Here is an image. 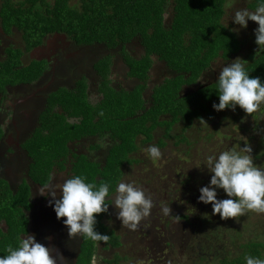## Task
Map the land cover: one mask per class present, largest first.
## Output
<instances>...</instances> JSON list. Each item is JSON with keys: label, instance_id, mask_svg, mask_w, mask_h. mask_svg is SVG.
<instances>
[{"label": "trees", "instance_id": "obj_1", "mask_svg": "<svg viewBox=\"0 0 264 264\" xmlns=\"http://www.w3.org/2000/svg\"><path fill=\"white\" fill-rule=\"evenodd\" d=\"M1 4L4 30L9 33L11 26L19 27L24 34L28 33V43L31 45L39 43L45 33L61 30L71 34L79 43L101 42L112 51L120 44L122 59L130 67L129 75L145 83L149 70L155 63L152 55L164 61L175 74L173 77L165 76L153 86L154 102L148 108H145L142 95L145 87L139 86L130 90L123 88L116 92L106 81L100 91L104 95V108L111 107V115L106 113L101 102L93 106L87 103L83 96L64 95V99L60 95L53 97L41 117L42 129L45 125L47 134L34 135L26 143L33 158L30 175L36 182H49L52 167L57 163L56 159L69 153L67 142L86 136L101 137L108 134L113 140V145L108 148L104 165L88 162L82 156L79 162H75L73 173L74 176L86 177L88 183H109L111 198L114 199L117 184L121 181L130 182L128 178H124L125 171H130L131 176L140 173L142 155L139 156L138 153L143 142L157 136L156 146L161 151L171 153L167 154L169 161L163 169L164 174L167 170L171 176L174 175V170H177L186 176L194 173L201 180L197 178L196 183H185L187 193L182 196L181 204L172 200L175 194L173 188H180L181 191L180 186L172 184L168 193L165 192L162 202L169 198L172 215L179 216L182 221L163 218V212L159 213V209L156 211L158 221L153 219L152 229L146 230L148 233L157 230V245H161L159 250H166L155 257L151 247L144 248L145 252L148 251L149 264H183L182 258L200 254L202 256L191 259L193 264H245V255L264 259V239L261 237L247 239L238 228L230 227L227 229L235 231L226 232L219 230L218 226L212 227L208 221L202 222L199 219L198 212L203 209L207 211L206 207L209 205L198 202L197 199L199 188L208 184L201 175L209 172L204 165L189 163L193 155H201V160L204 161L207 156L218 155L224 151L223 143L217 142L219 138L214 133L225 136L229 134V130H235L233 127L218 128L205 125V134H197L196 140L186 135L187 129L202 121L200 118L208 121V116L213 115L210 103L219 102L217 79L203 86L197 80L210 64L217 59L223 62L230 59L241 50L242 44H245L223 21L226 0H53V4L40 0L39 4L45 5L43 12L36 8L37 0H23L17 4L11 0H2ZM256 5L257 0H246L245 6L241 8L255 10ZM17 9L22 10L23 14L17 13L14 19L8 13ZM133 39L143 47L144 55L140 59L133 58L125 51V44ZM259 52L245 68L250 76L260 77L264 81V49ZM113 53L115 54V51ZM19 56L18 51L10 52L7 63H0V90L8 83H16L15 79L31 81L41 72L40 63H33L28 70L23 67L13 72L11 67L17 65ZM112 57L113 55L107 54L101 63L100 72L104 76L109 73ZM161 75L159 74V79ZM59 104L69 116L75 117L81 113L80 123L71 124L64 116L57 118L54 107ZM114 107L124 111L117 121ZM232 113L233 111L227 109L226 115L230 114L233 118V126L240 125L237 113L235 116H232ZM259 115V118L263 117L264 111ZM180 123L182 130L176 132L174 125ZM233 150L240 151L238 147ZM172 152L178 153V156L181 154L184 162H180ZM252 157L258 167L255 160L260 159V155L253 152ZM194 159L195 156L191 161ZM59 165L64 168L63 163L60 162ZM142 174V178L146 180L152 175L150 171ZM159 180L157 177L153 185L143 183L141 187L149 194L147 190H155L163 183ZM165 184L168 183L164 181L163 187H166ZM217 191L218 199L227 198L223 190ZM158 195L156 199L160 197V194ZM30 196L31 190L26 183L19 184L18 189L13 190L7 180L0 176V256L7 254L6 248L9 245L17 247L19 238H24L27 234V210L32 207ZM111 208L107 214L97 216L98 222L95 226L96 231L107 239L93 241L81 235L82 241L75 264H100L96 259L100 255V249L107 250V253L116 250L111 257L101 256L102 264H125L123 260L130 258L129 254H121L118 250L124 245V236L121 230L110 228L118 225L114 224L117 222V210L113 211ZM156 208L162 209L163 206ZM149 216L152 217V212ZM225 221L220 223L224 225ZM180 224L190 225L191 229H194L193 233L190 230L191 234L184 237L171 234L170 230L180 229L177 228ZM207 224L209 228L205 229ZM167 229L170 236L167 235ZM227 237L231 239V243ZM239 240L242 242L239 243ZM105 255L106 253L103 256ZM131 257L133 258L132 255Z\"/></svg>", "mask_w": 264, "mask_h": 264}, {"label": "flooded vegetation", "instance_id": "obj_2", "mask_svg": "<svg viewBox=\"0 0 264 264\" xmlns=\"http://www.w3.org/2000/svg\"><path fill=\"white\" fill-rule=\"evenodd\" d=\"M37 1L40 2V0ZM0 23V63L6 64L10 52L18 51L19 62L16 66L11 67L13 72L23 69V67L28 70L33 63L42 65L41 72L33 80L15 79L16 83H8L4 85L3 90H0V113L5 115L2 123L0 120V176L7 180L9 187L13 190L18 189L19 184L23 182L29 186L32 207L27 210L30 221L28 235L34 236L37 242L49 247L51 254L57 259H60L62 254L63 259L60 260V264H72L79 254L81 235L68 237L67 229L62 223L64 218L57 220L53 207L49 203L52 198L48 195L46 200L41 199L39 188L44 184L36 182L30 175L33 158L27 149L28 139L34 136L37 129L42 130V114L48 107L49 101L55 96L60 95L64 99V95L68 97L79 95L83 96L90 105H97L104 99L100 88L108 81V85L116 92L123 88L130 90L139 86L145 87L142 95L145 100V108H148L154 102L153 86L165 76L173 77L175 74L164 61L156 55H152L155 63L149 70L145 83L143 80L129 75L130 67L122 59L120 44L113 50L114 54L104 43H79L71 34L60 30L45 33L39 43L31 45L28 43L30 39L24 38V32L19 27H11L9 33L4 30L1 12ZM125 51L135 59H140L144 55L143 47L136 39L125 44ZM107 54L113 55V60H110L108 75L104 76L100 72V66ZM222 62L223 60L219 63ZM218 69L219 67H213L210 64L199 79L208 76L216 79ZM158 73L162 74L160 79ZM197 82L200 83V81ZM80 84L85 85L84 95L79 93ZM54 108L58 114L57 118L64 116L71 124L80 123L82 120L81 113L79 116L73 117L69 116L60 104ZM156 137L143 142V145H156ZM84 144L86 147L83 146ZM102 145L106 147L104 153L100 152ZM112 145L113 140L108 134L101 137L86 136L67 142L68 155L56 159L57 163L52 167L48 182L51 189L56 190L53 187V182L58 178L54 177L53 170L55 168L56 173L65 172L71 178L74 176L73 166L76 161L82 159V156L88 162H97L103 166L108 148ZM96 148L99 149L97 154L102 158L93 156L91 153ZM60 162L63 163L64 168H61ZM59 198L60 193L56 196V199ZM31 222L33 229H31Z\"/></svg>", "mask_w": 264, "mask_h": 264}, {"label": "clouds", "instance_id": "obj_3", "mask_svg": "<svg viewBox=\"0 0 264 264\" xmlns=\"http://www.w3.org/2000/svg\"><path fill=\"white\" fill-rule=\"evenodd\" d=\"M234 24L247 28L248 21L255 22V43L258 50L264 49V0H257L255 10H237L232 16ZM3 24V20H2ZM242 59H235L224 65L216 82L218 103L212 105L217 112L237 108L246 114L256 112L264 103V81L252 77L246 70ZM205 83L203 79H199ZM200 120L204 121L203 118ZM205 122V121H204ZM206 123V122H205ZM151 157L159 159L161 150L156 145L148 147ZM252 148L245 146L240 151L229 149L218 155L207 156L204 166L210 175L209 183L199 188L198 202L210 204L212 215L221 220L236 218L246 210L264 213V169L254 164ZM218 189L227 198L218 199ZM60 198L50 183L41 185L39 194L49 195L57 220H62L68 237L78 234L93 241L107 239L96 231L97 216L107 214L110 206L116 210V219L129 229H135L147 217L153 205L150 195L135 182H119L115 188V198H111L109 183H88L86 177L75 175L59 186ZM106 200L108 202H106ZM193 209V208H192ZM165 216L171 213L169 205L162 208ZM180 221L177 216V222ZM6 255L0 256V264H60V259L51 254L49 247L36 241L32 235L19 238L17 247L9 245ZM245 264H264V259L245 255Z\"/></svg>", "mask_w": 264, "mask_h": 264}, {"label": "rangeland", "instance_id": "obj_4", "mask_svg": "<svg viewBox=\"0 0 264 264\" xmlns=\"http://www.w3.org/2000/svg\"><path fill=\"white\" fill-rule=\"evenodd\" d=\"M11 1L17 4L19 2H22L23 0H11ZM43 1H46L47 3L53 4V0H43ZM1 2H2V0H0V7L2 5ZM245 2H246V0H226V5H225L226 6V14H225V18L223 19V21L225 22V24L228 28H230L231 30H234L238 34V36L240 37L241 40H244L245 44H242L241 50L237 54L232 56L230 59H228L222 63H219L221 61V59H217L215 63L211 64L213 67H219L218 75H219V72L221 71L222 67L228 63H232L233 60H235L237 58L242 59L241 62L244 63V66H245L247 63H249L252 60V58L255 55H258L260 53L259 52L260 50H258L256 52L258 46L255 43V35H254V30L258 27V25L253 21H248L247 28H240L239 25L234 24L232 21V18H233L232 16H234L235 11L241 10L242 9L241 7L245 6ZM43 6H45V5L39 4V2H38V4L36 5V8H38L40 11L43 12L44 11ZM17 13L23 14V11L17 9V11H11L8 14H10L12 16V18L14 17V19H15ZM0 28H1V23H0ZM24 38L28 39V33L24 34ZM202 79L205 82V83L200 82L203 86L207 83L214 82L216 79H218V77L215 79V77H209L208 76L207 78H202ZM79 93L81 95H84L85 85H83V84L79 85ZM100 102L104 108V106L106 104L103 103V100H101ZM213 104H214L213 102L210 103V107L212 110L211 112L213 113V115L208 116V121H205L206 123L204 121L196 122L194 124V126L187 129L186 135L189 136L190 138H193L196 140L197 134H200V135L205 134V132H206V130H204L205 125L208 127L214 126V127H218V128H220V127L232 128L233 127V129H235V130H229L230 131L229 134H226L225 136L219 135L218 132L214 133V135L216 134V137L219 138L217 142L223 143L222 144L223 150H226L227 148L235 149L236 147H238V149L241 150L246 145L250 146L252 148L251 155H253V152L260 155V159L255 160V162H258V165H259L258 167L264 169V115H263V117L259 118V116H260L259 114L264 111V103H262L260 108L252 114H246L242 110L237 108L236 111L232 113V116H235V113H237V115H238L237 118L239 117L241 124L236 125V126H233V124H232L233 118L231 117V115L230 114L226 115L227 109L217 112L213 109V107H212ZM92 105L95 106V104H92ZM110 108H104L106 113L109 115L112 114V111H110ZM114 109L116 111L115 119L117 121L118 118L123 114L124 111L121 109H116L115 107H114ZM4 112H6V111H4ZM4 118H5V115L0 113L1 123H2V121H4ZM205 119H207V117ZM225 120L228 122H226ZM174 126L176 127L175 128L176 132H178V131L180 132L182 130L181 123L176 124ZM37 134H40V135H46L47 134V128H45V125H44V129L41 130L39 128L34 132V135H37ZM28 141H30V140L28 139ZM150 145L151 144L143 145L140 147V152L138 153L139 156L142 155V156H140V158L142 159L140 161L141 164H139V167L141 169L140 173L135 175V176H131L130 171H125L124 178H128V180L130 182H135L139 186H141L143 183L145 185L146 184L153 185L155 183V179L157 177L160 178L159 182L163 181V183H164V181H165L168 184H165L166 187H163V185H162L163 183H161L157 186V189L151 190V191L147 190V191H149V194L152 198L153 205H154L151 209L152 217H150L148 215V218H143L139 222V224L137 225V227L135 229H129L128 227L122 225V223L119 220H117V222L114 223V224H118L117 226H111L110 225L111 226L110 228H113L116 231L121 230V233L124 236V245L121 248H119L118 250L120 251L121 254H123V253L129 254L130 258L123 260V262L125 264H149L150 261H149L148 255H147L148 251L145 252L144 248L151 247L153 250L151 248L150 249L153 251L154 256L155 255H161L162 253L165 252L166 248H164L160 251L159 248L161 245H157L158 242L156 240H157V235H159L158 231L154 230L153 232L148 233L146 230L147 228L152 229L151 224L154 222V220L158 221L157 215L155 216L156 211L159 209L158 210L159 213H162V209L156 208V207L157 206H159V207L163 206L164 207V205L170 204L169 198L166 199L165 202H162V201L164 199L165 192L167 191V193H168L170 188H172V184L175 185V183H176V185L181 187V191H180V188L179 189L173 188L175 190V194H173L172 200L175 202H179L181 204L182 196L184 197L185 194L187 193V189H185L186 188L185 183H190V182L196 183L197 178L200 179V177H197L194 173H191V175L186 176V174L181 173L180 171H177V170H174V175H171V176L168 175L169 171H167V170H166V174H164L163 169L165 168L166 165H168L169 155L171 153L169 154L168 151H161V153H162L161 157L159 159H155V158L151 157L150 154L148 153L147 149ZM83 146L86 147L85 144ZM105 148H106L105 145H102L100 152L104 153ZM168 150H169V148H168ZM98 151H99V149L96 148L91 153H93V156H97L98 158H102L101 155L97 154ZM175 153H176V151H175ZM175 153L172 152V154L175 155L180 160V162H184V158L181 156V154H179V156H178L177 155L178 153L177 154H175ZM167 154H169V155H167ZM194 156H195V159L191 161V159ZM144 159H145V161H144ZM189 161H190L189 163H192V164L198 163L199 166L203 165V163L205 162V160L204 161L201 160V155H199V156L193 155ZM134 165L138 166L135 163H134ZM169 166H171V165H169ZM147 171H150V173L152 174V175H149L148 180H146L145 178H142V175H143L142 173L147 172ZM53 173H54V175L56 174V176L59 177V181H57L55 186H54V188L57 189V191H58L59 186L62 185L63 182L69 178V176L65 172L56 173V168L53 170ZM210 175L211 174L206 172V173L202 174L201 176L206 179V182L209 183ZM174 177H175V179H173ZM158 194H160V197L158 199H156V195H158ZM206 208H207V211H205V209H203V210H200V212H198V215H200L199 219L202 222L204 220L208 221L212 227L217 228V226H218L220 228L219 230H223V231L226 230V232L235 231V230H228L227 228H230V227L232 229H234V227L238 228L240 231H243L244 237H246L247 239H257L260 237L262 239H264V213L246 210L245 213L241 216H238L236 218L226 219L225 224L223 225L222 223H220L222 221L220 219V217H218V218L216 217V216H219L218 214L215 216L212 215V209H211L210 204ZM112 210L115 211L116 209L113 208ZM184 210L191 211L188 208H184ZM116 212H115V214H116ZM151 212H150V214H151ZM201 212H203V213H201ZM176 216L177 215L173 216L172 213H170L167 216L163 215V218L167 217L170 220L174 221L175 218L177 220ZM181 221L182 220L180 218V222ZM209 224H207L205 226V229L209 228L208 227ZM242 224H244L246 227H244V225H242ZM180 225H181L180 227L177 226V228H180L178 230H176L175 228L171 229L170 230L171 234H175V235H179L181 237H184L186 235H190L191 233H193L194 229L192 230L190 225H188V226L183 225V224H180ZM198 225L201 226L200 223H198ZM155 226H157V225H155ZM242 227H244V229ZM31 229H33V223L32 222H31ZM205 229L203 231H205ZM190 230H192L191 233H190ZM167 235L170 236L168 229H167ZM232 236L235 238V236L233 234H232ZM228 241H229V243H231V239L228 238ZM241 242L242 241L239 240V243H241ZM237 245H238V243H237ZM238 246H236V250H237ZM134 247H136V249ZM131 250L135 251V252H132ZM115 251L116 250L108 252L109 253L108 254L107 250L100 249V251H99L100 255L96 258V259H98V263L102 264L101 256L102 257H106V256L111 257ZM105 253H106V255L103 256ZM209 253L212 255L211 252H209ZM131 255L133 256V258L131 257ZM197 256H202V255L200 254ZM197 256L193 257L191 255L187 258L184 257L181 259V261L183 264H193L194 261H191V259H196Z\"/></svg>", "mask_w": 264, "mask_h": 264}, {"label": "crops", "instance_id": "obj_5", "mask_svg": "<svg viewBox=\"0 0 264 264\" xmlns=\"http://www.w3.org/2000/svg\"><path fill=\"white\" fill-rule=\"evenodd\" d=\"M9 101H11V100H9ZM58 175H59V174H58ZM54 177L56 178V177H58V176H56V174H55ZM57 181H59V177L57 178V180H55V182H53V183H54V184H53V187L55 186V184H56ZM56 193L59 194V193H60V190L57 191V189H56ZM47 196H48L47 193H45V195L41 196V199H42V200H44V199L46 200V199H47ZM29 222H30V221H29ZM26 235H28V233H27ZM26 235H25V236H26ZM25 236H24V237H25ZM72 264H75V261H74Z\"/></svg>", "mask_w": 264, "mask_h": 264}]
</instances>
